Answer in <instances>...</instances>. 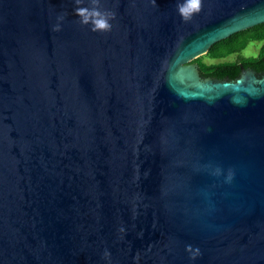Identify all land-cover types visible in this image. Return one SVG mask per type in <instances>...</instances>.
I'll return each instance as SVG.
<instances>
[{"label":"water","instance_id":"95a60500","mask_svg":"<svg viewBox=\"0 0 264 264\" xmlns=\"http://www.w3.org/2000/svg\"><path fill=\"white\" fill-rule=\"evenodd\" d=\"M180 2L0 0V264H264V78L186 67L264 0Z\"/></svg>","mask_w":264,"mask_h":264},{"label":"clouds","instance_id":"9594fccd","mask_svg":"<svg viewBox=\"0 0 264 264\" xmlns=\"http://www.w3.org/2000/svg\"><path fill=\"white\" fill-rule=\"evenodd\" d=\"M155 3V0H153ZM76 7L73 10V15L77 17V21L81 26H88L92 32L106 33L111 31V21L115 19V13L104 10L101 5V0H87L88 6L85 5V0H74ZM202 0H181L177 4V13L182 21L189 22L194 15L201 11ZM66 13H61L57 16V22L53 25L52 30L58 32L61 30L62 23L66 18ZM221 170L217 168L214 175L219 176ZM233 172L229 169L225 178L226 183H230L233 179ZM185 251L189 253L190 260H196L200 255L199 248H193L191 245L185 247ZM105 257L110 254L105 252Z\"/></svg>","mask_w":264,"mask_h":264},{"label":"trees","instance_id":"16d2710c","mask_svg":"<svg viewBox=\"0 0 264 264\" xmlns=\"http://www.w3.org/2000/svg\"><path fill=\"white\" fill-rule=\"evenodd\" d=\"M262 40H264V23L234 33L229 37L214 43L207 56L213 59L224 57L228 54L244 49L250 42ZM261 53L262 56H264V47ZM241 61L243 64H249L253 63L255 59H241ZM195 62L199 65L202 76L204 77L218 78L228 75L232 78L234 76V74L229 71L231 68L234 69V66L236 65L234 63L208 65L203 62L202 57L196 59Z\"/></svg>","mask_w":264,"mask_h":264},{"label":"flooded vegetation","instance_id":"af4514ba","mask_svg":"<svg viewBox=\"0 0 264 264\" xmlns=\"http://www.w3.org/2000/svg\"><path fill=\"white\" fill-rule=\"evenodd\" d=\"M251 43L256 45L255 48H256L257 54L255 56H244L242 54L243 50ZM248 45L244 49H242L240 51H237V52H233V53L228 54L227 56H224V57L214 58V59L209 57L210 63H208V62L206 63L205 62L208 65H212V64H226V63H234V64H236L234 66V69L233 68L229 69V71L234 74V76L232 78H230L228 75L221 76V77H218V78L204 77V76H202V73H201V70L199 68V65L197 63H195L197 65L200 77L203 80H205V79H213V80H217V81L235 82L238 79H241L244 76V74H245V75L252 76L255 80L263 79L264 78V56H262L261 52H262L263 47H264V40H262V41H253V42L248 43ZM207 54H205V55H207ZM241 59H255V61L253 63L243 64Z\"/></svg>","mask_w":264,"mask_h":264},{"label":"rangeland","instance_id":"374dc122","mask_svg":"<svg viewBox=\"0 0 264 264\" xmlns=\"http://www.w3.org/2000/svg\"><path fill=\"white\" fill-rule=\"evenodd\" d=\"M255 46H256V45H254V44H252V43L249 44V45L243 50L242 54H243L244 56H255V55L257 54ZM201 57L203 58V62H206V63L208 62V63H210V59H209V57H208L207 55H204V56H201ZM195 63H196L195 60H193V61L187 63V64H186V67H187V66H192V65H194Z\"/></svg>","mask_w":264,"mask_h":264}]
</instances>
